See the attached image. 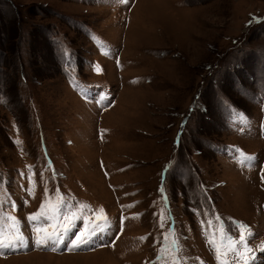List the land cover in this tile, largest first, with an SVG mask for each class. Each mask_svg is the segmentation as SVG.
Returning a JSON list of instances; mask_svg holds the SVG:
<instances>
[{
    "label": "rangeland",
    "instance_id": "374dc122",
    "mask_svg": "<svg viewBox=\"0 0 264 264\" xmlns=\"http://www.w3.org/2000/svg\"><path fill=\"white\" fill-rule=\"evenodd\" d=\"M238 223L264 264V0H0V264H243Z\"/></svg>",
    "mask_w": 264,
    "mask_h": 264
},
{
    "label": "snow or ice",
    "instance_id": "6c2138e0",
    "mask_svg": "<svg viewBox=\"0 0 264 264\" xmlns=\"http://www.w3.org/2000/svg\"><path fill=\"white\" fill-rule=\"evenodd\" d=\"M250 159V157H249ZM43 208V206H42ZM42 217V211L40 213H37L35 215H30L28 217L29 220L31 221H37L39 218ZM44 220L47 219H51V217H43ZM41 229L39 227L35 228V232L37 233V236L35 237V243L39 246V245H45V244H56V243H60L61 239L60 236H57L55 234H50L47 237H40L39 233H40ZM81 240L80 236H76L75 241H73L74 246L78 247L79 244L77 242H79ZM245 240V235L243 234V232L241 233L240 236V241L243 242ZM87 242V241H84ZM24 243V237L23 236H18L16 237L15 242H9L7 244H4L2 241H0V247H4V248H8V247H19L21 244ZM264 250V249H262ZM245 251L246 252H251V249H247L245 247ZM233 252L236 253L237 255H240V258L243 260V264H248L249 259H251V257L248 256H244L240 253H238V251L236 249H233ZM217 259L219 264H225V262L220 261V253H219V249L217 248Z\"/></svg>",
    "mask_w": 264,
    "mask_h": 264
},
{
    "label": "bare ground",
    "instance_id": "6f19581e",
    "mask_svg": "<svg viewBox=\"0 0 264 264\" xmlns=\"http://www.w3.org/2000/svg\"><path fill=\"white\" fill-rule=\"evenodd\" d=\"M111 113H113V112H111ZM101 253V252H100ZM102 253H105L104 251L102 252ZM37 255H39V254H35V255H33V256H37ZM96 255V254H95Z\"/></svg>",
    "mask_w": 264,
    "mask_h": 264
}]
</instances>
